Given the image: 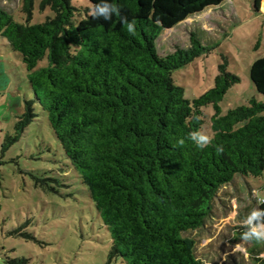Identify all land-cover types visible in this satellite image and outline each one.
Here are the masks:
<instances>
[{"label":"trees","instance_id":"16d2710c","mask_svg":"<svg viewBox=\"0 0 264 264\" xmlns=\"http://www.w3.org/2000/svg\"><path fill=\"white\" fill-rule=\"evenodd\" d=\"M224 1L90 0L83 11L73 0H41L40 10L54 15L37 23L35 0H22L25 21L0 5V35L21 54L34 95L2 152L41 106L70 160L65 169H76L110 232L105 264H208L186 233L204 227L220 189L237 174H264V100L252 97L222 114L221 101L241 81L226 56L214 86L190 99L173 72L210 48L196 32L167 54L157 47L166 30ZM253 3L260 11L262 0ZM250 77L264 95V57ZM209 105L215 113L205 136ZM55 182L36 177L46 189L58 190ZM260 254L250 253L254 264H264Z\"/></svg>","mask_w":264,"mask_h":264},{"label":"rangeland","instance_id":"374dc122","mask_svg":"<svg viewBox=\"0 0 264 264\" xmlns=\"http://www.w3.org/2000/svg\"><path fill=\"white\" fill-rule=\"evenodd\" d=\"M40 1L35 0L33 23L54 15L50 8L40 10ZM73 3L83 11L92 8L90 0ZM0 5L25 21L22 0H0ZM192 32L210 51L173 72L186 97L193 99L214 86L226 56L228 69L241 81L221 101L222 114L252 97L264 100L250 77L251 65L264 57V0L260 11L254 9L253 0H226L211 6L166 30L157 40L159 52L187 46ZM44 64L46 59L39 66ZM33 97L21 54L0 35V157L4 161L0 164V264H105L110 232L86 186L75 176L76 169H65L70 160L41 106L36 105L37 117L20 139L2 152L4 139L15 132L25 100ZM204 113L202 132L210 136L209 116L215 109L209 105ZM36 177L56 179L58 190L37 186ZM186 235L197 239V255L208 264H254L250 253L255 249L264 257V174H237L220 189L204 227ZM112 264L125 263L117 259Z\"/></svg>","mask_w":264,"mask_h":264}]
</instances>
